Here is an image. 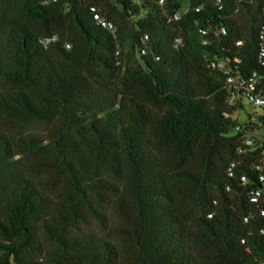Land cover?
Returning a JSON list of instances; mask_svg holds the SVG:
<instances>
[{"label":"trees","instance_id":"obj_1","mask_svg":"<svg viewBox=\"0 0 264 264\" xmlns=\"http://www.w3.org/2000/svg\"><path fill=\"white\" fill-rule=\"evenodd\" d=\"M183 1L0 0V264L264 263L227 84H264V0Z\"/></svg>","mask_w":264,"mask_h":264},{"label":"built area","instance_id":"obj_2","mask_svg":"<svg viewBox=\"0 0 264 264\" xmlns=\"http://www.w3.org/2000/svg\"><path fill=\"white\" fill-rule=\"evenodd\" d=\"M167 0H159L160 5H164ZM187 7H183L180 10H175L172 13L168 14V21L169 22H178L182 19V16L184 12L187 10ZM92 10L94 12V17L97 19L104 27H107L109 29L114 30L115 25L114 23L107 19L106 17H103V15L100 14L97 7H92ZM199 10V8L197 9ZM263 14H264V6H263ZM201 32L203 34H206L207 31L202 29ZM226 30L222 29V33H225ZM53 39H56L54 37ZM183 38L177 37L175 40V43L177 45L182 44ZM204 43H208V39L204 40ZM119 45H117V54L120 52ZM144 52V51H143ZM259 61L260 64L264 66V23L262 25V33H261V46L259 51ZM224 63L221 60H215L212 61L213 67H222ZM227 84L230 86L232 95H231V103L236 104L238 99L247 100L251 104L257 107L264 108V84L262 77L259 75L257 71H254L246 76H233L229 75L227 77ZM251 116L249 115V119L245 122H239L236 126V131L242 133V140L241 144L238 148V154L240 156L247 155L251 153L253 156H256L259 158V162L264 164V128L260 129L263 130L262 138H258L255 136V132L260 130H254L252 131V122L253 120L250 119ZM255 121V120H254ZM251 166H257V168H261L259 166V162H255L254 160L251 161ZM240 161L235 160L231 162L228 168V176L230 178L236 177V169L239 167ZM240 182L245 185L249 183V177L247 174H242L240 177ZM260 184L257 186H251L249 187L247 194L252 203L257 204L260 208L261 216L264 217V174H260L258 178ZM227 190L231 191L232 187L231 185H227ZM251 220V215H244L243 216V222L249 223ZM259 232L264 235V226L260 227ZM244 241V240H243ZM264 264V263H262Z\"/></svg>","mask_w":264,"mask_h":264},{"label":"rangeland","instance_id":"obj_3","mask_svg":"<svg viewBox=\"0 0 264 264\" xmlns=\"http://www.w3.org/2000/svg\"><path fill=\"white\" fill-rule=\"evenodd\" d=\"M189 0H184L183 1V5L185 7L188 6ZM243 103V107L240 108L239 110H237L236 112V116L239 117L240 121L241 122H245L249 119V115L252 116V120L256 121V115L257 114H261L263 112V108L261 107H257V106H254L253 104H251L250 102H248L247 100H243L242 101ZM262 133H263V130L261 131H257L255 132V136H257L258 138H262Z\"/></svg>","mask_w":264,"mask_h":264}]
</instances>
